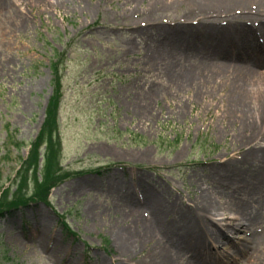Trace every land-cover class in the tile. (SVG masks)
Returning <instances> with one entry per match:
<instances>
[{
  "label": "rangeland",
  "instance_id": "obj_1",
  "mask_svg": "<svg viewBox=\"0 0 264 264\" xmlns=\"http://www.w3.org/2000/svg\"><path fill=\"white\" fill-rule=\"evenodd\" d=\"M197 7L190 0H0L1 186H14L44 121L52 62L59 54L66 56L62 167L85 172L54 189L49 206L32 204L0 216V264H120L121 233L135 230V216L154 227L172 225L178 220L170 203L180 198L191 211L204 197L212 200L213 220L223 228L217 234L223 263L213 264H264V241L255 243L253 237L264 229V211L255 220L240 213L264 195V176L259 184L251 176L238 189L220 191L218 170L239 159L249 141L257 138L264 146V124L252 126L259 118L256 103L250 102L245 127L230 96L232 77L264 73V68L220 56L214 28L199 29ZM227 20L223 15L221 26ZM210 75L215 83L204 79ZM158 89L163 90L158 98L142 102L146 92ZM94 170L100 172H89ZM139 181L161 186L150 198L130 202L124 192ZM200 184L208 186L205 194H199ZM63 215L75 237L63 230ZM240 218L243 222L228 221ZM242 223L250 225L247 230H231ZM224 231L244 246L243 254L223 245ZM146 233L135 264L166 252L174 264H198L188 254L191 249Z\"/></svg>",
  "mask_w": 264,
  "mask_h": 264
},
{
  "label": "bare ground",
  "instance_id": "obj_2",
  "mask_svg": "<svg viewBox=\"0 0 264 264\" xmlns=\"http://www.w3.org/2000/svg\"><path fill=\"white\" fill-rule=\"evenodd\" d=\"M194 3V6L197 7V12H200L199 16L202 19V24L200 23L199 28L201 32H206L212 28H214L216 32V43L219 50L222 52L220 56L223 58H227L225 60H242L246 63L254 62V66L256 68H264V43L260 44L259 39L264 41V0H190ZM255 6L253 9V6ZM254 10L251 12L250 10ZM249 12V15L244 18L240 16H235V14H241ZM216 15L218 20H212L207 16ZM223 15H227V25L225 27L221 26V19ZM260 23L259 26L254 27L249 25V23ZM216 24V25H215ZM181 30L192 31L195 28H182ZM161 31V30H160ZM181 33V32H180ZM225 56V57H224ZM222 73V72H221ZM223 74V73H222ZM200 77V76H199ZM205 80H212V75L204 78ZM216 80L213 79V83ZM211 83V81H210ZM232 84L234 88L231 89V98L234 103L239 107V112L244 121L241 122L244 126L249 125L248 118L251 116L250 109L251 100L256 103V113L258 115V119L255 120L252 126L256 125L258 121V126L264 124V73L258 74H250L247 76H235L232 77ZM181 87L182 84L178 83L176 86ZM163 90L158 89L153 91V94L146 92L148 95H144L141 97L142 102H145L147 105L148 101L153 98H158V94H160ZM143 93V92H142ZM141 93V94H142ZM207 96L210 91L204 92ZM252 93H254V97H252ZM150 107V105H148ZM251 107V108H250ZM260 114L262 115L260 118ZM151 117V115H148ZM147 116V117H148ZM257 127V126H256ZM264 137V135L262 136ZM264 141V140H261ZM247 150L240 151L239 159L234 158L228 162H226L223 166L219 167V172L221 176H219V181H221V190L227 191L228 189H238L240 186L245 185L249 179L252 180L254 177V184H259V180L264 176V146L258 142V139L251 140L247 143ZM240 150V149H238ZM218 174V173H217ZM217 178V176H213V179ZM252 178V179H251ZM212 179V180H213ZM215 181V180H214ZM139 185L142 187L140 188ZM158 186V187H156ZM161 185L159 183L150 184L146 181H139L136 186L129 191L124 192V197L130 202L140 201L144 199V197H151L155 194L158 188ZM133 194H131V193ZM206 192L203 191L202 194ZM136 195V196H134ZM242 195V194H240ZM181 199H178V202H172L171 207L174 213H176V218L178 221L173 223L172 225L162 226L158 225L156 222L155 227L151 226L147 222L144 221L141 217H134L131 221V224L134 225L135 230L130 227L127 230L122 231L123 241H122V250L123 255H121L122 261L120 264H135V255L139 256L137 252L138 248H140V242L142 236L147 237V231L150 233H154L157 236H161L162 238L165 236L168 239V242L172 244V246H178V248H197L201 245H205L207 241L211 238L208 237L204 243H200L197 241L198 236H204L211 233V237L214 234H218L222 230V227L219 223L215 222L213 218L217 213V209L212 205V200L210 198H203L200 201L199 205L195 207V210L185 209ZM238 198H234L233 201H237ZM137 201V202H138ZM169 204V205H170ZM168 205V206H169ZM235 209L240 210L239 204H232ZM184 206V208H183ZM248 207V206H246ZM256 207V209H255ZM257 210L256 213H251V210ZM264 211V195L255 202V205L252 207H248L245 209H241L240 213L246 214L250 219L255 220L259 216V213ZM251 213V214H250ZM260 217V216H259ZM46 220V219H45ZM243 219H231L228 220L231 223H239ZM260 218L258 219V221ZM223 220L222 222H225ZM137 226L145 228L144 232H141ZM246 226V227H245ZM250 225H241V226H233L232 230L236 232H241L243 230H247ZM241 230V231H240ZM261 232V233H260ZM257 234H254V242L262 243L264 241V229ZM190 234L191 236L187 235ZM186 239V245H185ZM209 244H206L207 249ZM232 247L236 252L243 254L245 252L244 246L236 245L232 243ZM246 250L249 247L245 246ZM151 253V252H149ZM171 253V252H170ZM167 252L163 258H158L157 255L151 254L148 258L144 257V262L139 264H174L171 257H168ZM204 257V256H203ZM223 258V257H222ZM222 258H212L210 262L220 263L222 262ZM224 259V258H223ZM226 260V259H225ZM200 261V260H199ZM219 263V264H220ZM203 264V263H202Z\"/></svg>",
  "mask_w": 264,
  "mask_h": 264
},
{
  "label": "trees",
  "instance_id": "obj_3",
  "mask_svg": "<svg viewBox=\"0 0 264 264\" xmlns=\"http://www.w3.org/2000/svg\"><path fill=\"white\" fill-rule=\"evenodd\" d=\"M59 66L52 65L53 96L48 103L40 132L30 145L28 157L21 161L14 188L2 187L0 174V214L27 207L35 201L48 203L51 190L73 175L62 168V142L58 122L62 98ZM65 230L68 231L67 228Z\"/></svg>",
  "mask_w": 264,
  "mask_h": 264
}]
</instances>
